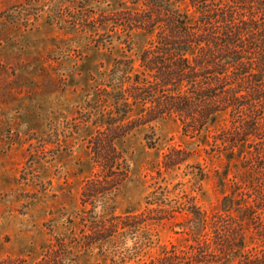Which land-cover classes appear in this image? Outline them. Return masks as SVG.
I'll return each instance as SVG.
<instances>
[{
	"label": "trees",
	"instance_id": "trees-1",
	"mask_svg": "<svg viewBox=\"0 0 264 264\" xmlns=\"http://www.w3.org/2000/svg\"><path fill=\"white\" fill-rule=\"evenodd\" d=\"M74 4L82 27L120 28L129 38L126 44L140 32L148 45L115 61L116 84L99 101L112 102L113 116L96 111L97 130L88 137L97 172L82 189V208L69 219L70 236H55L35 264H79L77 247L98 249L106 259L98 264H264V178L259 190L242 181L235 207L212 216L194 198L171 199L163 188L149 196L144 210L120 214L112 195L130 166L105 133L115 127L124 137L135 127L174 116L186 135L203 137L208 154L227 150L230 159H253L251 166L264 176V0H123L109 11L93 8L110 6L109 0ZM94 109L87 103L80 120L94 121L88 120ZM222 116L231 118V127L215 131ZM182 154L171 149L162 167H176L186 159ZM184 210L195 227L189 243L146 257L156 244L153 226Z\"/></svg>",
	"mask_w": 264,
	"mask_h": 264
},
{
	"label": "rangeland",
	"instance_id": "rangeland-1",
	"mask_svg": "<svg viewBox=\"0 0 264 264\" xmlns=\"http://www.w3.org/2000/svg\"><path fill=\"white\" fill-rule=\"evenodd\" d=\"M120 1L93 8L109 11ZM76 12L74 0H0V264H35L55 236H70L69 219L82 208V189L97 172L88 144L97 130L94 114L113 116L112 102H99L116 84L113 65L148 45L140 32L126 44L120 28L82 27ZM87 103L95 108L89 124L80 120ZM219 121L215 131L231 127L229 116ZM105 133L130 166L112 195L120 214L144 210L149 196L163 188L171 199L194 198L212 216L235 207L242 181L259 190L264 178L251 166L253 159H230L227 150L208 154L203 137L186 135L174 116L135 127L124 137L115 127ZM173 148L186 159L165 170L164 155ZM191 219L184 210L156 223V244L146 257L172 244L185 247L195 231ZM75 252L79 264L106 261L98 249Z\"/></svg>",
	"mask_w": 264,
	"mask_h": 264
}]
</instances>
